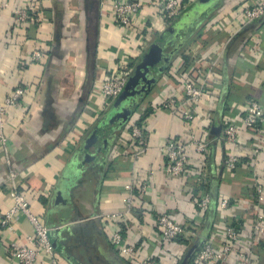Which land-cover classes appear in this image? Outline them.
I'll use <instances>...</instances> for the list:
<instances>
[{
  "label": "crops",
  "instance_id": "1",
  "mask_svg": "<svg viewBox=\"0 0 264 264\" xmlns=\"http://www.w3.org/2000/svg\"><path fill=\"white\" fill-rule=\"evenodd\" d=\"M180 1L185 6L191 0ZM243 1L246 0L237 3ZM0 2L5 5L0 12V97L10 96L18 87L26 89L24 105L6 115L5 133L21 172L18 182L22 192L33 213L51 229L50 238L64 264H76L80 258L88 264H131L110 242V222L114 224L115 219L102 216L123 212L127 186L133 183L137 189L143 182L146 193L140 195L135 190L136 207L119 217L118 223L123 244L134 247L140 261L153 258L162 264H181L193 257V264L203 242L216 232L220 202L226 199L229 205L223 217L244 238L239 250L248 253L255 248L264 263V235L254 228L258 221L264 226V117L257 124L256 136L240 131L238 148H231L225 141L228 123L244 117L248 102L259 99L264 104V16L248 28H240L241 15L233 11L236 3L227 0L221 7L222 14L216 12L217 16L228 14L221 19H227L226 30L205 34L202 28L205 35L198 40L192 58L195 62L189 66L182 58L187 52L189 55V44L194 39L190 38L192 34L187 36L180 53L163 74L176 79L178 85L173 88L171 80L164 77L165 83L157 86L161 81L158 79L133 108L127 123L114 130L108 148L92 164L93 168L80 172L81 163L74 166L70 188H66L70 200L61 207L56 206L59 184L77 156L84 160L85 143L104 114L98 111L102 99L94 95L95 85L107 79L125 57L132 59L140 54L130 60L137 61L134 73L138 61L162 34V28L159 19L150 14L147 28L152 27L154 32L148 33V49L141 54V35L103 17L101 0ZM253 2L247 1L246 6ZM20 9L40 10L43 19L40 24L16 26L15 12ZM139 25L142 29L144 22ZM38 42L45 56L34 63L31 54ZM218 55L219 77L203 96L192 122L159 109L166 99L181 97L182 82H197ZM135 129L141 132V139L133 137ZM168 136L180 142L196 136L207 143L205 154H191V173L176 180L162 171L166 164L162 148ZM141 142L146 150L136 157ZM231 151L239 158L233 172L225 166ZM8 171L0 151V218L11 208ZM95 184L93 202L84 200V193L88 196ZM206 184L212 202L202 213L197 201ZM81 206L86 211L82 212ZM163 213L173 215L185 228L176 241L166 243L160 236L156 217ZM12 225L13 230L5 229L2 234L0 264H17L7 257L8 245L33 234L24 216L17 217ZM194 237L196 243L191 245ZM233 263L231 259L227 264Z\"/></svg>",
  "mask_w": 264,
  "mask_h": 264
},
{
  "label": "built area",
  "instance_id": "2",
  "mask_svg": "<svg viewBox=\"0 0 264 264\" xmlns=\"http://www.w3.org/2000/svg\"><path fill=\"white\" fill-rule=\"evenodd\" d=\"M43 1L36 0L38 4H41ZM240 3L243 4L244 1ZM101 4V15L103 17L110 19L115 25L141 35V46L143 47L139 50L141 54L145 48L148 49L147 37L150 35L148 33L154 32L152 27L151 29L147 28L149 27V15H154L159 19L162 28L161 32L163 33L170 23L180 16L183 8H185L180 0H101ZM1 6L5 5L0 2V12ZM238 9V13L241 15L240 28H246L264 16V0H255L252 6L242 5ZM42 19L40 10L30 12L27 9H20L15 12L14 25L40 24ZM140 22H144L142 29L139 25ZM139 55L132 59L138 58ZM44 56L45 53L42 45L38 42L32 50L31 62H41ZM130 58L128 56L125 57L107 79L95 85L93 90L94 95L102 99L98 111L104 113L105 110L112 107L116 99L124 91L132 74V69L129 67L130 60H132ZM219 59L220 56L212 61L208 70L201 75V78L197 82L194 80L182 82V96L166 99L162 102L159 109L170 113L174 117L179 116L188 123L192 122L197 114V108L203 96L212 89L215 80L219 77V73L216 71L219 66ZM25 94L26 89L18 87L10 96L3 99L0 97V151L4 154L5 162L9 167L6 182L10 186L11 197V208L0 218V245L2 243L3 231L5 229L13 230V221L19 216H24L31 223L33 234L12 241L7 248V257L15 260L17 264H36L38 262H41V264H64L62 256L56 251L50 238L49 233L51 229L45 225L40 216L33 213L27 197L22 192V185L18 182L21 172L15 165L10 140L5 133L7 113L11 110L19 109L24 105ZM263 117L264 104L259 99H252L246 105L244 117L239 121H230L228 123L225 129L226 144L231 148H238L240 146L239 135L242 129L247 134L256 136L258 132L257 124ZM133 137L141 139L142 134L138 129H135ZM142 141L144 140L142 139ZM141 144H143L142 147L135 153L136 157L143 154L146 150L144 142H141ZM162 150L166 156V164L162 167V171L170 179L176 180L183 175L191 173L189 166L191 154H205L207 143L196 136H192L186 142L176 141L171 136H168ZM226 157V169L232 172L236 171L239 163L236 153L231 151ZM127 190L128 196L125 199L126 207L124 211L102 216L113 217L115 219L114 224L110 222V242L122 251L126 260L131 264H162L153 258L140 261L136 255L135 248L123 244L121 228L118 226L119 217L124 214H130L134 210L137 204L135 190L140 195H144L147 191V185L143 182L135 189L132 183L127 186ZM211 202V195H203L197 201L199 211L206 213ZM228 205L229 202L226 199L220 202L219 221L216 223V232L203 242L202 247L195 256L193 264H227L231 259L234 260L233 264H263L261 254L255 248L251 249L248 253L239 250L244 238L239 233L237 227L233 223H227L223 217V211L228 208ZM259 219H262V216H259ZM156 226L162 240L166 243L176 241L185 233V228L169 213L158 215L156 217ZM254 228L262 236L264 235V226L261 225L260 221L254 225ZM255 258H257L256 262H254Z\"/></svg>",
  "mask_w": 264,
  "mask_h": 264
},
{
  "label": "water",
  "instance_id": "3",
  "mask_svg": "<svg viewBox=\"0 0 264 264\" xmlns=\"http://www.w3.org/2000/svg\"><path fill=\"white\" fill-rule=\"evenodd\" d=\"M220 1L221 0H197L190 6L189 9L180 15L178 20L172 26L162 33L161 37L163 38V42H154L150 46L148 52L145 54L144 61L135 68V71L129 78L124 91L114 102L111 111L100 122L97 123L91 136L87 139L83 151L85 161H81L80 157L77 156L75 162H73L66 170V173L57 189L56 206L64 207L69 203L70 198L66 188L70 178H72L73 171L75 170L73 169L74 166H78L79 163H81L82 169L80 168L79 170L81 172L87 164L94 160V156L89 154L91 150L99 147L98 151L99 153H102L103 149L108 148L109 136L116 128L127 123L133 108L137 107L138 101H133V99L142 93H147L152 88V86L157 83L158 79L162 77V73L166 71V65H164L159 69L156 77L150 80L147 79L146 73H143L142 70L144 68L147 69V66H154V63L149 61H152V59H158V62L162 61L164 45H166L170 39L177 40V38L183 31H185L186 28L191 27L198 20L205 17L211 9L220 3ZM191 29L193 30L194 28L192 27ZM174 53L175 52H173L170 57L165 59V64L170 63ZM142 79L146 85L141 90H137L140 80ZM131 103L132 106L128 107V105ZM76 264L81 263L77 262Z\"/></svg>",
  "mask_w": 264,
  "mask_h": 264
},
{
  "label": "rangeland",
  "instance_id": "4",
  "mask_svg": "<svg viewBox=\"0 0 264 264\" xmlns=\"http://www.w3.org/2000/svg\"><path fill=\"white\" fill-rule=\"evenodd\" d=\"M197 0H191V1H189V2H187L186 4H185V8H183V9H186L187 7H189L190 5H192L193 3H195ZM226 1L227 0H221L220 1V3L218 4V5H216L213 9H211L210 11H209V15H208V17L207 18H205L204 20H198L197 21V25H196V29H195V33H193L191 36H190V38H192V39H195L194 41H193V43H190L189 44V55H188V52H187V57H189L190 58V60H192V58H193V53L195 52V48H197L196 46H197V41L198 40H200V37L201 36H198V34H199V32H201V29L202 28H204L206 31L204 32L205 34L206 33H216V30H226L225 28L227 27V25H226V23H227V19H223V21H221V19H222V16L223 17H226L228 14H225V15H220V14H222L221 12V7L223 6L224 7V5L226 4ZM237 1H239V0H231V2L230 3H233V2H235L236 3V5L233 7V11L234 12H236V13H238V11H239V6H242V5H246L247 4V1H250V0H246L243 4H241L240 2H238L237 3ZM255 3V0H254V2H253V4ZM252 4V5H253ZM215 12V13H214ZM219 12L220 14H218L219 16H217L216 14ZM214 13V14H213ZM216 15V16H215ZM217 17H220V18H218V19H216ZM178 18V17H177ZM177 18H176V20H177ZM255 23V22H254ZM208 24V26H206ZM253 24V23H252ZM252 24H250L249 26H251ZM203 25H204V27H203ZM248 26V27H249ZM247 27V28H248ZM218 30V31H219ZM196 31H198L197 33H196ZM233 31H235V27L233 26ZM227 33H231V30H228V31H226ZM202 33V36H204L205 34L203 33V32H201ZM189 35V34H188ZM188 49H186V51H187ZM184 58L185 57H183L182 58V61L184 60ZM199 58V55L197 56V59ZM184 62V61H183ZM193 62H195V61H193ZM192 62V63H193ZM175 63H176V61H175ZM180 63H181V61H180ZM191 63L189 62L188 63V66L190 65ZM175 65V64H174ZM173 65V66H174ZM185 65V63H183V66ZM187 65V64H186ZM196 65V63H194V66ZM172 66V65H171ZM172 66V67H173ZM185 67V66H184ZM180 67H178V69H179ZM182 68V67H181ZM171 70H176V68H171ZM180 70V69H179ZM194 70V69H193ZM168 71H170V70H168ZM165 75L163 76L162 75V77H160V80L162 81H160V83L157 85V86H161V85H163V83H165V78H167V80H171L170 81V83H172V85H173V88H175L177 85H178V83L176 84V79H173L172 80V78H169V76H166L165 78ZM159 88V87H158ZM162 89H164V87H162ZM162 89H160L159 88V90H161L162 91ZM112 109V107H110L108 110H105L104 111V114H103V116L101 117V119H103V117H105L108 113H109V111ZM107 111V112H106ZM127 126H128V124H127ZM75 173V170L73 171V174ZM87 183V184H86ZM85 186H88V182H85ZM70 188V185H69V183H68V185H67V189H69ZM91 189L89 190V195L87 196V194H86V192L84 193V196H86L85 198H84V200H88L89 202L90 201H92L93 202V199L95 198V189H96V184L95 185H93V186H91L90 187ZM70 196H71V193H70ZM68 209H70V207H68ZM71 210V209H70ZM81 211L83 212V211H86V209H84L82 206H81ZM50 229V228H49ZM49 235L51 236V231H50V233H49ZM196 237H194L193 239H192V244L191 245H193V244H195L196 242ZM82 254V253H81ZM83 256H85L84 254H82ZM90 257H91V255H89ZM80 262H81V264H88L87 263V261L85 262V261H83V258H80ZM92 264H100V262H97V261H93L92 262ZM264 264V263H263Z\"/></svg>",
  "mask_w": 264,
  "mask_h": 264
},
{
  "label": "flooded vegetation",
  "instance_id": "5",
  "mask_svg": "<svg viewBox=\"0 0 264 264\" xmlns=\"http://www.w3.org/2000/svg\"><path fill=\"white\" fill-rule=\"evenodd\" d=\"M196 25H197V22L194 24V25H192L191 27H189V28H186L185 29V31H183L181 34H180V36L177 38V40H174V39H170L167 43H166V45H164V51H163V57H162V61H160V62H158V59H152V61H149V62H151V63H154V66H147V69L146 68H144L143 70H142V72L143 73H146V78L147 79H152V78H154V77H156V75L158 74V72H159V69L161 68V67H163L164 65H166V70L169 68V66H170V64L173 62V60L177 57V55L180 53V51H181V49H182V47H183V45H184V43H185V39L187 38V36H188V34L189 33H193V31H194V29L192 30L191 28L193 27V28H196ZM169 28V27H168ZM167 28V29H168ZM162 36V34L159 36V38L158 39H156L154 42H163V38L161 37ZM177 50V51H176ZM173 52H175L174 54H173V56H172V60L170 61V63L169 64H165V59L166 58H168V57H170V55L173 53ZM144 57H145V55L142 57V59L140 60V61H138V64L137 65H139V64H141L143 61H144ZM150 60V59H149ZM157 60V61H156ZM146 71H148V72H146ZM165 73V72H164ZM164 73H162V75L164 74ZM133 75V73L131 74V76ZM130 76V77H131ZM146 84H145V82H143V79L142 80H140V84H139V86L137 87V90H141L144 86H145ZM155 85V84H154ZM153 85V86H154ZM153 86H152V88H153ZM151 88V89H152ZM151 89L147 92V93H145V94H141V95H138V96H136L134 99H133V101L135 100V101H139L141 98H143V97H145L150 91H151ZM132 106V103L131 104H129L128 105V107H131ZM104 118V117H103ZM102 119H100L99 120V122L101 121ZM121 127V126H120ZM120 127H118V128H120ZM95 128V127H94ZM118 128H116V129H118ZM94 130V129H93ZM93 132V131H92ZM92 132H91V134H92ZM114 132V131H113ZM91 134H90V136H91ZM89 136V137H90ZM112 136V134L109 136V140H110V137ZM88 137V138H89ZM103 147V146H102ZM99 148V147H98ZM98 148H95V149H93V150H91L90 152H89V154H91L92 156H94V160L91 162V163H89V164H87L86 166H85V168H84V170L86 171V170H88V169H90L91 170V168H93L92 167V164L94 163V162H96L97 161V159H99L101 156H103V154L105 153V151H106V149H103V151H102V153H99V151H98ZM83 151H84V149H83ZM82 155H83V152H82ZM84 156V155H83ZM83 161H85V158H84V160ZM83 170V171H84Z\"/></svg>",
  "mask_w": 264,
  "mask_h": 264
},
{
  "label": "trees",
  "instance_id": "6",
  "mask_svg": "<svg viewBox=\"0 0 264 264\" xmlns=\"http://www.w3.org/2000/svg\"><path fill=\"white\" fill-rule=\"evenodd\" d=\"M191 6V5H190ZM190 6L189 7H187L186 9H183V11L181 12V14L184 12V11H186L187 9H189L190 8ZM180 14V15H181ZM208 15H209V13L205 16V17H203V18H201V20H204L205 18H207L208 17ZM180 17V16H179ZM178 17V18H179ZM178 18H177V20H178ZM177 20H175V21H173L172 23H170V25H169V27L170 26H172ZM195 29L196 28H194V31H193V33H195ZM202 32V31H201ZM201 32H199L200 34H198V36H201L200 37V39H202V33ZM193 33H189V35L188 36H190L191 34H193ZM195 40V39H194ZM193 40V41H194ZM198 42V41H197ZM182 56H185V54H183ZM184 60H185V62H186V64H188L189 62L191 63L192 62V60H190V58L189 57H187V56H185V58H184ZM137 63V61L135 60L134 62H131L130 63V65H129V67L132 69V73H133V70H134V67H135V64ZM210 187L206 184V185H203L202 187H201V189H200V195H199V197H198V200L203 196V195H206V194H209L210 195V189H209ZM234 225V224H233ZM181 237V236H180ZM179 237V238H180ZM178 238V239H179ZM193 262V257L192 258H186V259H184V261L181 263V264H191Z\"/></svg>",
  "mask_w": 264,
  "mask_h": 264
}]
</instances>
